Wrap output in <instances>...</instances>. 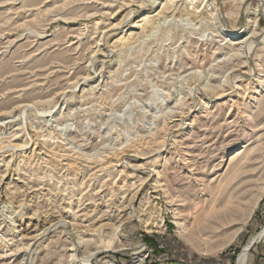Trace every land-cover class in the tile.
<instances>
[{"label":"rangeland","instance_id":"obj_1","mask_svg":"<svg viewBox=\"0 0 264 264\" xmlns=\"http://www.w3.org/2000/svg\"><path fill=\"white\" fill-rule=\"evenodd\" d=\"M166 1L0 0V264H236L262 232L264 191L212 216L264 153V0Z\"/></svg>","mask_w":264,"mask_h":264},{"label":"bare ground","instance_id":"obj_2","mask_svg":"<svg viewBox=\"0 0 264 264\" xmlns=\"http://www.w3.org/2000/svg\"><path fill=\"white\" fill-rule=\"evenodd\" d=\"M168 2H169L168 0L166 2H164L163 6L165 7L166 5H168ZM161 12H162V10L161 11L159 10V11H157V13H154L153 15L148 13L145 16H143V18H141L138 23H141V22L144 23L145 21L147 22V20L149 18H151L150 16H153V17L158 16L161 14ZM256 20H254V21H256ZM254 24H255V22H254ZM257 32L255 30H253L250 33L240 35V36L234 38V41L232 42V44L239 45L238 48L236 49V52H237L239 57H243V59H242L243 62H249V60L252 59L253 55H255V54L258 58L260 57V54L258 53L259 51L253 50V47L256 45L255 39L259 36V34ZM122 37L123 36L119 37V39H123ZM235 47H237V46H235ZM232 49L235 51V48H233V46H232ZM226 58H228V57H226ZM231 59L232 58H230V60ZM242 61H241V63H243ZM260 71H261V73L258 75V77L256 78V80L253 84L254 90L252 91V95H251L252 97H250V98H253V100H255V99L260 100V95H261L262 89L264 88V72H263L264 68H262ZM206 108H208V107H206ZM260 109H261V111L264 112V106L260 107ZM240 154H241L240 151L235 153L231 157V160L236 158ZM260 159L262 160L263 166H264V153L260 152V153H258V155L254 159L251 160V163L249 165L238 166L234 169V174H233L230 181L238 178V183H235L232 187L229 186V189L227 190L226 196L222 200L223 209L221 211L217 210L216 214L212 216V219H213L212 222L213 223L217 222L218 226H226V225L230 226L232 222H235L238 220H242L243 222L246 223V221L248 220V218L250 217V215L252 213V208L254 206V203L257 202V200L261 197L262 192L264 191V175L261 179V184L257 185L255 187V189L253 187V183L251 182V179H249L251 171L256 169L255 165H256L257 160H260ZM208 220H211V219L208 218ZM63 222H65V221H63ZM242 226L243 225L241 224V226H239L237 229L234 228L233 232L231 231L232 233L229 235L227 242L225 241L224 243L228 244L230 241H232L236 237L238 231L241 230ZM117 227L121 231V224H119ZM206 228H208V226H206ZM41 234L42 233L39 232V233L35 234V237L38 238V236H40ZM263 237H264V228H263L262 232L253 236L250 239L249 243L243 247V249L240 251V253L238 255L236 264H246L247 256H248L249 249L251 247L252 242L254 240L258 241L259 239H261ZM220 247H218V248H220ZM222 247H223V245H222ZM27 248H28V246H27ZM213 250H214V248H213ZM26 259H28V258H26Z\"/></svg>","mask_w":264,"mask_h":264},{"label":"water","instance_id":"obj_3","mask_svg":"<svg viewBox=\"0 0 264 264\" xmlns=\"http://www.w3.org/2000/svg\"><path fill=\"white\" fill-rule=\"evenodd\" d=\"M257 241L256 240H254L253 242H252V244H251V247L254 245V243H256Z\"/></svg>","mask_w":264,"mask_h":264}]
</instances>
